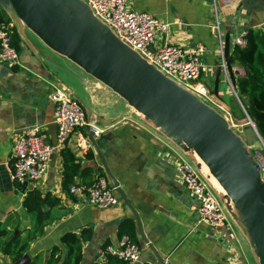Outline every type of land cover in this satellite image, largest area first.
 <instances>
[{
	"label": "crops",
	"instance_id": "1",
	"mask_svg": "<svg viewBox=\"0 0 264 264\" xmlns=\"http://www.w3.org/2000/svg\"><path fill=\"white\" fill-rule=\"evenodd\" d=\"M125 2L127 8L153 15L168 25L160 43L183 49L204 47L202 60L209 71L200 82L211 92L216 85L218 95H213L212 101L230 111L228 102L233 94L229 86L222 87L226 83L222 71L215 83L218 42L212 29L210 0ZM219 16L222 40H229V56L233 40L242 32L250 28L264 32V0H219ZM17 30L22 40V67L8 68L0 63V226L24 238L33 228V220L22 205L27 192L36 189L42 196L49 193L58 200L44 234L33 240L25 253L30 260L49 254L64 233L86 230L90 238L82 242L80 264H105L103 247H117L120 238L127 235L124 231L140 248L137 264H257L247 235L229 213L235 240L223 229L197 224L194 200L177 175L173 154L179 152L197 166L188 151L159 130L141 131L135 125L138 118L119 95L48 48L22 24ZM231 69L236 84L238 77L245 76V69L236 64H231ZM54 81L79 100L88 123L105 130L94 143L86 129H77L70 136L64 149L83 168L92 170L89 177L77 176L72 184L89 185L104 177L109 186L118 188L114 190L117 206L101 210L70 195L69 188L62 185L61 151L52 155L46 174L38 181L27 183L24 189L12 181L10 154L15 135L39 126L49 143L55 140L54 104L49 98ZM197 169L204 176L201 168ZM0 258L3 263L4 257Z\"/></svg>",
	"mask_w": 264,
	"mask_h": 264
},
{
	"label": "water",
	"instance_id": "2",
	"mask_svg": "<svg viewBox=\"0 0 264 264\" xmlns=\"http://www.w3.org/2000/svg\"><path fill=\"white\" fill-rule=\"evenodd\" d=\"M71 1L80 3L84 11L99 20L83 1ZM61 2L62 0H0V6L16 30L17 25L25 26L48 48L66 57L86 74L110 88L147 120L154 121L156 124L152 123L159 127V131L174 140L180 139L186 147H191L240 213L249 236L244 232L250 241L257 264H264V179L258 163L241 138L230 128L227 119L215 108L162 74L121 42L99 20L112 35V42L119 46L108 47L103 37L81 22L72 10L61 6ZM131 56L144 63L143 74L136 70ZM224 56L228 76L235 87L227 38L224 42ZM220 72V67L216 68V84ZM150 75L155 76L151 78ZM210 93L217 97L216 85L215 91ZM75 99L79 102L76 97ZM252 127L260 138L256 128L253 125ZM87 130L88 138L94 143L92 132L89 128ZM178 144L188 151L180 142ZM195 167L200 168L198 163ZM201 176L215 192L226 212L228 211L227 214L237 221L207 178L202 174ZM26 186L27 182L23 183L22 189ZM113 188L118 190L115 184ZM241 228L243 229L242 226ZM28 261L29 257L24 255L19 263L27 264Z\"/></svg>",
	"mask_w": 264,
	"mask_h": 264
},
{
	"label": "built area",
	"instance_id": "3",
	"mask_svg": "<svg viewBox=\"0 0 264 264\" xmlns=\"http://www.w3.org/2000/svg\"><path fill=\"white\" fill-rule=\"evenodd\" d=\"M81 1L87 4L93 15L104 23L121 42L137 52L162 74L206 104L215 109L224 110L212 101L213 95L199 82L201 76L209 71V66L202 60L205 51L203 46L197 45L190 49H183L177 45L160 43L159 38L167 32L168 25L153 15L127 8L125 0ZM210 4L213 16L212 29L218 42V67L223 72L225 82L232 94L239 101L236 85L232 86L226 69L224 42L220 32L219 0H210ZM11 33V23H0V63L8 68L22 67L19 54L11 45ZM246 33L247 31L237 36L233 40V45L244 48ZM54 82L51 84L49 98L54 104L55 140L49 143L46 134L39 126L13 137L10 165L11 179L16 184L22 185L25 182H36L41 179L48 170L52 155L67 146L70 136L77 129H86L87 134V128H89L94 138L104 134V129L86 121L84 109L72 92L66 86L58 85L59 81ZM220 114L226 119L230 117L227 111L225 114ZM250 123L253 125L251 121ZM86 139V136L82 137L83 141ZM173 154L177 175L194 200L193 209L197 224H205L213 229H223L230 240H235L233 222L208 182L187 156L179 152ZM254 159L264 179V153ZM114 190L115 188L109 186L104 177L99 176L89 185H70L69 194L83 198L96 208L104 210L118 205L119 201ZM105 252L125 264L139 262L140 248L127 235L120 238L117 247H107Z\"/></svg>",
	"mask_w": 264,
	"mask_h": 264
},
{
	"label": "trees",
	"instance_id": "4",
	"mask_svg": "<svg viewBox=\"0 0 264 264\" xmlns=\"http://www.w3.org/2000/svg\"><path fill=\"white\" fill-rule=\"evenodd\" d=\"M0 23H11L10 18L0 6ZM246 46H234L230 56V63L245 69V76L236 80V91L248 117L264 145V32L258 29H248ZM22 40L17 30L12 26L11 45L19 54ZM63 157L62 185L68 189L74 178L79 176L87 178L92 174L88 167H82L76 162L75 157L66 149L61 150ZM58 204V200L49 193L44 196L32 189L27 192L23 200L25 212L33 220V228L22 238L21 233L11 234L6 226H0V256L9 260L8 264H20L27 252L30 243L44 234V229L50 222V212ZM129 239L134 242L129 232L124 231ZM123 235V231L121 232ZM90 238L86 230L80 234L73 232L64 233L59 239V245H53L44 264H80L82 260V242ZM135 243V242H134ZM64 249V253L63 250ZM106 249V246L103 247ZM105 264H125L116 257L105 252ZM38 256L28 264H35ZM97 264V263H95Z\"/></svg>",
	"mask_w": 264,
	"mask_h": 264
},
{
	"label": "rangeland",
	"instance_id": "5",
	"mask_svg": "<svg viewBox=\"0 0 264 264\" xmlns=\"http://www.w3.org/2000/svg\"><path fill=\"white\" fill-rule=\"evenodd\" d=\"M200 81H201V79L199 80V82ZM221 86H222V84H221ZM222 87L227 89L228 85L226 83H224ZM233 96L234 95H232L230 97V101L228 102L230 105V109H229L230 111H228L227 109L223 110V111H221L219 109H216V110H217V112H220L223 114H225L226 111H228L230 117L227 118L228 119L227 121L229 122L230 128L236 133L237 136H239L241 138V140L245 144L249 153L253 157L258 158V156H261L264 153V147H263L262 140L257 137V135H256L251 123H250L251 120L249 121V117H248L245 109L243 108L240 99L238 101ZM131 110H132L133 114L136 116V118H138L135 125H136V127H139V129H141V131H143L145 133H150V132H153V130H159L158 126L154 125L152 122L147 120L141 114L137 113L132 107H131ZM252 124L255 127L253 122H252ZM47 257H48V254L44 257L38 256V259L35 261V264H44ZM33 258H31V260L29 259L27 264L30 263L33 260ZM0 260L2 261V258H0ZM0 264H8L7 258L4 257L3 263H0Z\"/></svg>",
	"mask_w": 264,
	"mask_h": 264
},
{
	"label": "bare ground",
	"instance_id": "6",
	"mask_svg": "<svg viewBox=\"0 0 264 264\" xmlns=\"http://www.w3.org/2000/svg\"><path fill=\"white\" fill-rule=\"evenodd\" d=\"M61 6L68 8L72 10L75 14L79 16V19L81 22L85 23L95 34L98 36L103 37L105 40V43L108 47L110 48H118L119 46H116L112 42V35L110 34L109 30L105 28V26L99 21L94 19L89 12L84 11L82 5L78 2H73L71 0H62ZM16 20L18 21L19 19L15 17ZM119 50L124 53L123 49ZM131 61L135 64L136 70L141 72L143 74L144 70V63L139 60L138 58H135L133 56L130 57ZM155 75H150L151 78H154ZM155 123L154 121H152ZM156 124V123H155ZM175 138V137H174ZM180 144L187 148L189 153L192 155V157L196 160V162L199 164L201 171L203 172L204 176L207 178L211 186L214 188L216 193L220 196L222 199L223 203L227 206V208L231 211V213L235 216L239 224L243 227L244 231L246 234L249 236L247 229L244 227V222L242 220V217L238 210L235 208L233 202L231 201L230 197L226 194L225 190L222 188V186L218 183V181L211 175L209 172L208 167L205 165V163L200 159V157L195 153V151L191 147H186V145L180 140L176 139ZM253 243V241L251 240Z\"/></svg>",
	"mask_w": 264,
	"mask_h": 264
}]
</instances>
